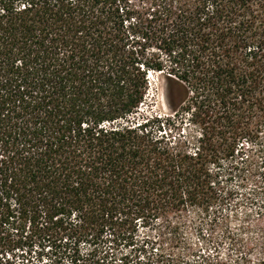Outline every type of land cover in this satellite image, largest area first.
<instances>
[{
  "label": "trees",
  "instance_id": "trees-1",
  "mask_svg": "<svg viewBox=\"0 0 264 264\" xmlns=\"http://www.w3.org/2000/svg\"><path fill=\"white\" fill-rule=\"evenodd\" d=\"M152 74L197 137L144 109ZM250 146L264 159V0H0V257L39 240L77 264L207 213Z\"/></svg>",
  "mask_w": 264,
  "mask_h": 264
},
{
  "label": "rangeland",
  "instance_id": "rangeland-1",
  "mask_svg": "<svg viewBox=\"0 0 264 264\" xmlns=\"http://www.w3.org/2000/svg\"><path fill=\"white\" fill-rule=\"evenodd\" d=\"M146 1L129 0V6L138 10ZM150 80L154 110L144 109L162 117V133L181 144L197 137L191 118L169 107L163 75L152 74ZM248 149L245 162H241L243 171L232 179L219 178L209 212L194 209L165 219L173 223L171 226L165 220L150 226L139 220L133 241L106 244L95 256L94 247L82 244L79 251L83 260L77 264H238L243 257L252 262L263 260V240L258 243L256 239L264 234V159L253 147ZM54 252L51 245L39 240L24 241L1 256L0 264H71L70 258L56 257Z\"/></svg>",
  "mask_w": 264,
  "mask_h": 264
}]
</instances>
